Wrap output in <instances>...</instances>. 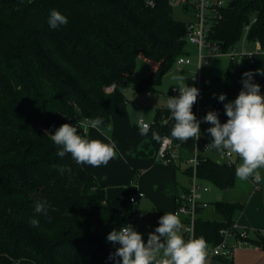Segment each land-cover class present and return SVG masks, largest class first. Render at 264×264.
I'll use <instances>...</instances> for the list:
<instances>
[{
  "label": "trees",
  "instance_id": "obj_1",
  "mask_svg": "<svg viewBox=\"0 0 264 264\" xmlns=\"http://www.w3.org/2000/svg\"><path fill=\"white\" fill-rule=\"evenodd\" d=\"M172 8L166 0L154 7L144 0H0V264H116L108 257L119 245L106 238L132 225L129 196L135 187L119 186V197L109 198L71 154H56L59 146L46 134L68 118L88 139L81 120L99 117L101 129L111 126L139 58L148 61L150 71L137 90L159 86L178 57L188 54V20L176 19ZM52 10L68 24L51 29ZM218 11L208 39L223 52L242 39L247 25V41L264 43V0H230ZM234 74L231 63L226 96L237 97L243 87ZM110 85L115 88L107 92ZM259 85L264 95V80ZM211 111L227 121L224 102L215 100ZM163 132L171 136L169 126ZM181 146L189 151L192 141ZM65 166L71 171L61 174ZM236 167L205 157L198 173L228 189L235 185ZM43 201L46 215L35 211ZM212 205L219 218L201 215L195 224V238L206 243L220 241L244 204ZM164 214L154 217L159 221ZM33 218L38 227L30 225Z\"/></svg>",
  "mask_w": 264,
  "mask_h": 264
},
{
  "label": "clouds",
  "instance_id": "obj_2",
  "mask_svg": "<svg viewBox=\"0 0 264 264\" xmlns=\"http://www.w3.org/2000/svg\"><path fill=\"white\" fill-rule=\"evenodd\" d=\"M49 27L53 30L68 24V18L57 10H52L48 18ZM264 76V72L256 73L246 71L242 74L243 85L238 96L224 103L227 121L221 123L216 111H209L203 122L210 125L207 132L212 140L207 147L215 150H227L235 153L242 163L236 167V176L242 181L250 177L254 182L261 181L259 169L264 168V95H261L260 85L254 83V75ZM179 95L168 97L167 107L171 118L175 121L171 130V137L186 142L201 136L200 124L192 112L194 104L200 94L195 86H188L182 75L173 76ZM215 97V93L213 94ZM220 102L226 100V94L218 96ZM102 118H95L89 122L91 128L101 132ZM140 134L147 136L150 125L141 121ZM55 145L59 146L57 155L64 157L71 154L77 164H87L92 167L107 165L117 156V147L114 141L104 143L98 139H88L78 134L76 126L63 124L55 133L47 135ZM152 139L159 142L160 135L152 133ZM61 174L70 172L71 168L65 166L59 169ZM107 179V177H102ZM141 197H142V193ZM37 213L47 214V201L37 202ZM30 225L38 227L39 221L30 219ZM182 223L180 218L173 213H165L159 218L158 226L148 234L145 243L141 233L136 231L131 224L122 226L119 230H112L107 235V241L119 245L108 259L115 260L116 264H206L207 243L203 237L190 238L187 241L181 235ZM119 258V259H117Z\"/></svg>",
  "mask_w": 264,
  "mask_h": 264
},
{
  "label": "crops",
  "instance_id": "obj_3",
  "mask_svg": "<svg viewBox=\"0 0 264 264\" xmlns=\"http://www.w3.org/2000/svg\"><path fill=\"white\" fill-rule=\"evenodd\" d=\"M248 43L251 44V42ZM261 47L263 48V44H261ZM207 54H210V50L207 52ZM255 58L254 61H251L249 58L248 59L253 63L255 62ZM238 59L239 58L231 60L229 65L231 63L234 64L235 82L239 86H243L240 76V61H238ZM197 80L198 78L195 77L194 81ZM263 80L264 79L254 83L259 84ZM148 92H150V94H148ZM147 94L152 95V92L147 91ZM168 96L171 97L172 94L170 93ZM127 103L128 100L125 98V101L118 106L115 112L114 121L111 125V128H113L112 138H110L105 132H98L93 128H90L87 132V135L90 139H98L104 143H108L110 140L114 141L117 147V156L110 160L106 166L101 165L100 167H92L91 165L87 164H81V166L87 172L93 174L100 185L105 186L106 194L109 182L114 181L111 178L118 176L119 171L124 169L127 173L128 180L125 182V184H118V187L133 185L135 190L144 192L145 195L142 198L150 195L149 197L151 199V203H153V206L149 210L151 211L150 214L153 217L154 213L157 211L163 213H172L176 205L175 197L189 186L190 179L186 169L187 164L185 162V158L189 157L190 153L182 147L183 150L181 152L180 162H176L175 164L171 165H164L157 162L156 151L160 141L157 142L156 140L152 139V133L157 132L161 137L165 126H169L172 130L173 126L171 112H161V110H158L152 119L153 123L151 124L147 136H142L140 132L131 128L132 126L129 123L128 118L129 107ZM163 106L164 105H161L160 108ZM137 107H139V104ZM206 114L207 110L202 114V116H205ZM125 118V121L118 123V119ZM132 125L134 126V129L140 130L139 120ZM209 126L211 125L204 122L203 124H200V129L203 138L211 142L212 138L207 132ZM120 132H124L129 135V138L126 141H121V143L117 142L118 134ZM178 142L180 144L183 143L179 140ZM202 154L205 157H210L214 160H217L215 157L219 156L218 150L215 149L203 151ZM238 160L239 157H237L236 162H238ZM105 176L107 179H102V177ZM252 179L253 178L250 177L248 181L249 183L247 184L248 187L251 186V188H253L251 192L245 193L246 187L243 183H241L240 180V183H238L240 188L238 190L239 192L235 193L234 198L232 197L228 200L224 198L223 194V190L224 192H227L228 189L215 190L210 188V190L204 194V198L209 202L224 200L243 203V208L235 216V222L239 225V227H246L249 229L251 238L254 242L253 247L244 246L237 248L233 257L231 258L224 259L220 257H210L207 255L206 264H264V239L258 234L260 231H264V185L259 182L257 183L258 188H256ZM237 180L238 178L236 177V181ZM261 181L264 182V177H261ZM209 184L211 183L209 182ZM142 198H140L139 201V209ZM207 213V209H205L202 213V216H206ZM139 215L143 216L144 212L139 211ZM183 238L185 239L184 233Z\"/></svg>",
  "mask_w": 264,
  "mask_h": 264
},
{
  "label": "built area",
  "instance_id": "obj_4",
  "mask_svg": "<svg viewBox=\"0 0 264 264\" xmlns=\"http://www.w3.org/2000/svg\"><path fill=\"white\" fill-rule=\"evenodd\" d=\"M147 6L154 7L157 0H144ZM171 7L182 6L184 10L191 9L192 18L187 21V32L186 40L198 47V64L199 66L208 62V58L212 55H219L223 52L219 43L211 42L208 39L209 30L214 24V22L219 17V7L225 6L227 3L225 0H166ZM250 25L245 26L244 39L247 41V33L249 31ZM257 51H250L243 47L240 51L237 46H233L230 49L229 55L234 60V57H248L251 61H254L258 51L261 52V42L256 39L254 40ZM204 47L210 49V54L204 53ZM263 52V51H262ZM264 53V52H263ZM191 62V58L188 55H181L178 57L176 64L183 65ZM115 85H110L106 88L107 92L113 91ZM199 89V88H198ZM174 93L179 94L177 88L173 89ZM197 98V120H200V116L207 110H200L198 103L203 99L205 91H200ZM150 94V92H148ZM92 119L86 118L81 120L79 124L83 127L84 132L87 134L88 130L91 128L89 122ZM141 121L145 122L143 119L139 120V125ZM67 124L74 125L75 121L72 118L66 120ZM149 124V123H147ZM151 127V124H149ZM53 132L47 130L49 134H54ZM192 141V148L189 150L190 156L185 158L187 164V171L189 174V186L181 191L175 197V209L173 214L177 215L182 223L181 230L184 233L185 241L190 238H195V224L199 216L202 215L203 211L208 208L210 202L204 198V194L210 190L209 182L201 179L198 173V167L200 165L201 159L205 158L202 154L203 151L212 150L213 148L207 147L211 142L203 138L202 134L198 140L195 138L190 139ZM182 146L179 142H175L174 138L163 132L161 140L159 142L156 151L157 162L164 165L175 164L181 160ZM219 156L216 161L220 163H227L228 165H233L236 161L233 159V154L227 150L218 151ZM254 182V180L252 179ZM255 187L258 188L256 182ZM145 195L143 191L136 190L130 196L129 200L132 204L133 213H138L139 201L141 197ZM264 239V231L258 233ZM253 247L254 242L251 238L250 231L246 227H239V225L234 222L231 227L224 228L221 231V239L218 243H207V255L210 257H220V258H231L237 248L240 247Z\"/></svg>",
  "mask_w": 264,
  "mask_h": 264
},
{
  "label": "rangeland",
  "instance_id": "obj_5",
  "mask_svg": "<svg viewBox=\"0 0 264 264\" xmlns=\"http://www.w3.org/2000/svg\"><path fill=\"white\" fill-rule=\"evenodd\" d=\"M230 0H225L226 3H228ZM172 14L176 19L187 21L190 18H192V10H184L182 6H174L172 8ZM237 48L241 51L243 47H247V49L252 51L256 50V45L254 42L248 43L245 41L244 37L236 44ZM185 49L187 51V55L190 56L192 62L189 64H183L178 65L175 64L168 72L165 73V75L162 78V82L157 87H150L146 88L144 90H137V83L140 82L148 73H149V63L148 61L144 60L143 58H139L137 62L136 70L133 74L132 81L126 85L123 89L125 98L128 100V107H129V123L131 124V128L135 131L140 132L138 129H134L133 125L135 122H137L140 119H143L145 122L152 124V119L154 115L158 112V110H161V112H170V110L167 107V99L168 95L171 93V97H176L179 94L174 93L173 89L176 88V81L173 80V76H180L182 75L185 79V83L188 86H195L200 89V91H205V94L203 95V99L198 103V107L200 110L204 111L207 109V113L211 111L213 104L215 100H218V96L220 94H225V77L228 73V66L230 61L232 60V57L229 55L228 52H230V49L226 53H222L219 55H214L211 58H208V62L204 63L203 65L199 66L198 64V54L199 50L198 47L190 42H187ZM210 49L208 47H204V53H207ZM264 52V43L263 48L261 49ZM259 52L256 55L255 62H250L247 57H237L239 58L238 61H240V73H241V79L242 74L246 71H252L253 73H256L257 70H260L261 72H264V53ZM236 57H234V60ZM198 78L197 81H194V78ZM262 79H264V76L261 75H254L253 81L259 82ZM147 91H151L152 95H148ZM216 94L215 97L213 94ZM234 97H227L224 103H227L229 101H233ZM139 104V107L137 105ZM161 105H164L162 108H160ZM167 107V108H166ZM192 112L195 114L197 118V102L194 104L192 108ZM203 117L200 121L201 124H203ZM125 119H118L119 122L125 121ZM128 120V119H127ZM134 122V123H133ZM175 121L172 119V126H174ZM210 125V124H209ZM212 126V125H211ZM209 126V127H211ZM208 127V128H209ZM51 131V130H50ZM101 131L105 132L110 138L113 137V128L111 126L101 129ZM53 132V131H51ZM52 135V133H51ZM129 138V135L120 132L118 134L117 142L121 143V141H126ZM233 154V159L236 161L237 155L235 153ZM215 159H219L218 156L215 157ZM242 163V160L239 158L238 162H236V166L238 164ZM128 171V169H127ZM261 174V177H264V168L258 170ZM114 181L109 182V186H107V195L109 198L116 199L119 197V189L118 184H125L128 180L127 173L124 169L119 171V175L116 177L111 178ZM249 179L247 181H242L246 187L245 193L251 192L253 188L248 187L247 184ZM263 185L264 182L260 181ZM240 179H238L234 186L228 188L227 192H224V198L226 200L230 198L235 197V193L239 192V184ZM212 189L219 190L217 186L213 184H209ZM250 185V184H249ZM242 189V187H241ZM243 192V191H241ZM150 196V195H149ZM149 196H146L141 199L140 203V209L138 210V213H133V222L132 226L136 231L142 234L143 239L145 243L147 242L148 234L150 232H153L155 228L158 226V220L153 217L150 214V208L153 206V203H151V199ZM213 201V200H212ZM139 211H143L144 215L140 216ZM207 217L209 218H219V215L216 213V211L213 208L212 202H210L208 208H207ZM181 235L183 236V231L181 230Z\"/></svg>",
  "mask_w": 264,
  "mask_h": 264
}]
</instances>
